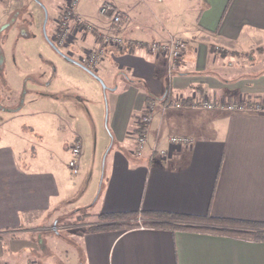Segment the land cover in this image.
<instances>
[{
    "label": "crops",
    "instance_id": "obj_1",
    "mask_svg": "<svg viewBox=\"0 0 264 264\" xmlns=\"http://www.w3.org/2000/svg\"><path fill=\"white\" fill-rule=\"evenodd\" d=\"M46 1L31 10H43ZM55 1L49 39L70 3ZM103 3L123 15L121 26L110 28L98 14ZM25 10L19 0H0V264L32 260L37 243L31 234L61 225L63 205L68 212L85 210L94 223L98 214L134 213L132 219L142 221V212L264 222V114L201 107L205 100L264 101V0H76L74 15L90 30L83 32L72 18L61 54L46 40L37 12ZM102 34L127 43L124 51L107 47L95 67L105 89L81 66ZM171 38L185 40L187 49L170 71L168 58L151 54L147 43ZM45 87L67 89L78 101L108 97L115 145L104 165L99 156H85L81 144L80 175L71 179L65 169L27 154L19 134L28 130L25 119L43 137L64 132L67 123L82 139V127L71 126L85 122L74 102L60 109L39 92ZM170 93L172 104L181 99L183 108L153 101L137 155L133 130L147 95ZM169 136L190 143L170 144ZM87 174L83 192L70 197ZM55 235L51 242L62 258L46 257L42 264H264V240L208 231L137 226L77 228L72 239Z\"/></svg>",
    "mask_w": 264,
    "mask_h": 264
},
{
    "label": "rangeland",
    "instance_id": "obj_2",
    "mask_svg": "<svg viewBox=\"0 0 264 264\" xmlns=\"http://www.w3.org/2000/svg\"><path fill=\"white\" fill-rule=\"evenodd\" d=\"M24 4V8H27L28 14L32 15L35 11L38 15V22L44 23L45 14H46V22H45V34L50 36L51 35V24L52 19L54 17L55 9V0H48L45 2V7L43 10L37 8L35 11L31 10L32 5L37 2L36 0H19ZM73 1L70 0L69 6H71L72 10V18H76V21L80 24V27L83 32L89 31L90 27L87 23L81 22L75 15L73 11ZM39 3V2H38ZM40 4V3H39ZM104 4V3H103ZM102 5V4H101ZM100 5V6H101ZM91 2L89 3V7H91ZM66 8L62 9L60 14L65 10ZM98 11V9H97ZM18 12V11H16ZM22 12V11H21ZM1 14V12H0ZM99 14V13H98ZM101 15V14H99ZM104 16V15H101ZM107 17V16H105ZM13 18V17H11ZM28 18V17H27ZM60 18V17H59ZM58 18V20H59ZM71 18V20H72ZM108 18V17H107ZM2 19V16L0 15V20ZM70 20V21H71ZM109 20V18H108ZM69 21V22H70ZM109 26L110 28L113 27L109 20ZM4 24L0 22V29L3 27ZM58 24L55 25L54 31L52 33V36L55 35V31ZM60 27V26H59ZM14 31V30H13ZM11 31V33H13ZM4 33H6V30H4ZM10 33V34H11ZM69 36V33H68ZM67 36V37H68ZM104 35H101V41L98 43L99 45L95 47L93 50H96L98 48H102L104 51L108 46H103V40ZM67 41V39H66ZM65 41V43H66ZM63 47V46H59ZM58 48V47H57ZM93 50L89 51L88 55L93 52ZM104 54V53H103ZM103 57V56H102ZM87 60V59H86ZM101 61V58L98 59L93 66L89 67L87 64L85 66L89 68L91 71H95V67L98 66L99 62ZM87 62V61H86ZM2 83V80H0ZM50 88V87H49ZM49 88H43L39 92L42 94V96L47 97L51 101H55L57 106L66 111L67 107L66 105L72 101L74 102L75 106L73 107V110L76 112V115H80L82 119L85 120V122L81 123H74L71 125L72 127H76L78 129L79 127H82L83 132H80L81 138H77V134H74L71 131H68V124H63L67 130L63 131H54L53 134L55 137H43L40 133H38V130H32L33 126L31 125L28 120H24V123L22 126H25L28 128V130H20L19 134L21 136V142L23 145H25V148L27 149L28 155H34V152L36 153L37 160L38 161H48L49 164H54L58 166L59 168L65 169V172L67 176L71 179L76 178L79 175H72L70 174L67 166V161L69 158V152L68 149L70 148L71 144L74 142V140L78 139L80 141V144H82V150L84 147L85 156H92L95 158L96 156H99L101 159V164L104 165V157L106 156V153L108 150H110L113 145H115V139H113V133L111 131V122H110V111H111V105L107 97V99L104 97V95H98V99L95 98V96L91 95L89 97L85 96L84 100L78 101L77 97L73 94V92H70L67 89L64 88H57L55 90H49ZM101 92V90H100ZM100 94V93H99ZM58 108V109H59ZM7 117V116H6ZM58 141L62 142V145L65 144V147H61V151L57 149V143ZM136 149V148H135ZM134 149V152H135ZM136 153V152H135ZM137 157L136 155L134 156ZM45 161V162H46ZM103 168V167H102ZM88 181V174L83 178V182L74 190H72L70 197H78L83 190L86 187ZM69 197V196H68ZM70 199V198H69ZM71 200V199H70ZM67 203H69L67 201ZM67 205V204H66ZM63 208L60 211V217L57 218L58 221H60L61 225H54L53 227H50L51 223L46 224V226L50 227L47 229H42L40 231H37L36 233H32L31 236L34 238L35 243H37L34 248V255L32 254V257H30L33 261H35L37 264H42L43 260L46 257H57V260H60L62 256L58 255L56 252V249L54 248L53 240L56 238L55 232H59L62 237L65 239H72L73 233L78 228L85 229L87 225L94 223L95 217L92 215L90 217H87V212L85 210H81L79 213L75 212H68L67 206L63 205ZM130 222H141L136 221L135 219H130ZM45 223H47L45 221ZM54 223V222H53ZM65 224V225H64ZM52 226V225H51ZM55 229V231H54ZM53 241V242H51ZM30 243V242H29ZM34 243V244H35ZM32 244V243H31ZM38 248V249H37ZM31 246H28V252H30ZM43 255V256H42ZM39 261V263H38ZM58 264H61L60 262Z\"/></svg>",
    "mask_w": 264,
    "mask_h": 264
},
{
    "label": "built area",
    "instance_id": "obj_3",
    "mask_svg": "<svg viewBox=\"0 0 264 264\" xmlns=\"http://www.w3.org/2000/svg\"><path fill=\"white\" fill-rule=\"evenodd\" d=\"M76 0L73 1V5ZM73 8V6H72ZM98 13L104 16H107L113 25V27H119L123 24V15L120 14L116 9H114L110 4L104 3L98 8ZM72 10L71 6H67L63 13L60 15L59 20L57 21V28L55 31V35L51 37V41L55 44V46H64L65 41L67 39L69 28L68 24L72 18ZM60 26V27H59ZM104 43L103 46L115 47L123 49L125 41L119 35H104L102 40ZM147 47L151 54H161L165 55L169 61V70H173L176 68V62L182 58L185 50L187 49V42L180 38H171L166 42H149L147 43ZM104 50L102 48H98L93 50L87 56L86 64L91 67L95 62L102 58ZM169 94H167L168 96ZM175 109L183 108V102L181 99L175 100L173 104H171ZM203 109H226L230 112H240V113H262L264 114V101L260 100H229L226 102H221L220 104L211 103L208 101H204L201 104ZM146 113L140 114L137 118V126L143 125L146 126L152 119V104L149 107H145ZM136 126V127H137ZM145 133L144 134H135V152L137 155L142 153L144 143H145ZM170 144L174 145H187L190 143V139L182 136H169L167 138ZM81 150V144L78 139L74 140L68 149L69 159L67 161V166L70 174L76 175L79 171L78 165V157ZM153 152H156L159 157H166L167 151L163 149H155ZM26 264H36L33 260H28Z\"/></svg>",
    "mask_w": 264,
    "mask_h": 264
},
{
    "label": "trees",
    "instance_id": "obj_4",
    "mask_svg": "<svg viewBox=\"0 0 264 264\" xmlns=\"http://www.w3.org/2000/svg\"><path fill=\"white\" fill-rule=\"evenodd\" d=\"M126 46L127 43L124 44L123 51ZM221 54L224 55V52H221ZM172 95L173 93H170L167 97L163 96L161 98L148 94L145 99V107H149L153 101L159 99L165 106H170L173 102ZM144 113H146L145 108L142 110L141 114ZM133 132L139 135L144 134L146 133V126L138 125ZM140 215L145 219L137 223L129 221L135 217L134 213L98 214V221L87 225L85 230L98 231L111 228L128 229L137 226L166 227L171 229H186L228 234L250 240H264V222H248L229 218H218L210 215L202 217L183 216L163 212H142Z\"/></svg>",
    "mask_w": 264,
    "mask_h": 264
},
{
    "label": "water",
    "instance_id": "obj_5",
    "mask_svg": "<svg viewBox=\"0 0 264 264\" xmlns=\"http://www.w3.org/2000/svg\"><path fill=\"white\" fill-rule=\"evenodd\" d=\"M37 2H39V0H36ZM45 22H46V14H45V19H44V23H43V25H45ZM43 29H44V36H45V38H46V40L49 42V44L52 46V48L56 51V52H58L59 54H61V52L59 51V49L57 48V46H55V44L46 36V34H45V28H44V26H43ZM69 61H73V62H75L76 64H79V63H77L76 61H74V60H71L69 57H66ZM2 62V58H0V63ZM83 68H85L93 77H95L99 82H100V84H101V86H102V88L103 89H105V84L103 83V81L93 72V71H91L89 68H87L86 66H83V65H81Z\"/></svg>",
    "mask_w": 264,
    "mask_h": 264
}]
</instances>
